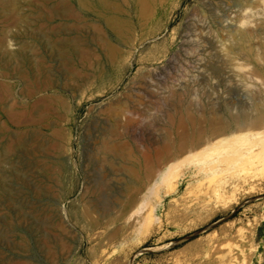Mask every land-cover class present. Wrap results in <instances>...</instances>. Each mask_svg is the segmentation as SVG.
Instances as JSON below:
<instances>
[{
	"label": "rangeland",
	"instance_id": "374dc122",
	"mask_svg": "<svg viewBox=\"0 0 264 264\" xmlns=\"http://www.w3.org/2000/svg\"><path fill=\"white\" fill-rule=\"evenodd\" d=\"M21 1L20 30L0 1V54L20 52L0 71V264H264V0H123L113 18ZM65 37L82 39L67 57L43 43ZM240 116L245 136L192 158ZM171 156L178 187L129 208Z\"/></svg>",
	"mask_w": 264,
	"mask_h": 264
},
{
	"label": "bare ground",
	"instance_id": "6f19581e",
	"mask_svg": "<svg viewBox=\"0 0 264 264\" xmlns=\"http://www.w3.org/2000/svg\"><path fill=\"white\" fill-rule=\"evenodd\" d=\"M1 2H2V5H3V8H1L2 9V11H3V13L5 12L6 14H9L8 12L10 11V10H13L14 11V13L16 14V16H17V18H15V20H16V25H17V28H19V30H20V28L21 27H25V26H23L24 25V23H25V19H26V15L28 14V16H29V14L30 13H32L33 11H35V6L34 5H31V6H34V8H30V10H29V13L27 12V13H25L24 12V10H23V2L21 1V0H12V2L10 3L9 2V0H0ZM131 2H132V4H133V7L135 8V10H136V14L137 15H142V14H146V5L144 6L143 4V0H130ZM144 1H146V0H144ZM147 1H149V3H150V6L152 5V4H154L157 0H147ZM35 2V1H34ZM49 2V1H48ZM57 2V1H56ZM58 2H59V0H58ZM76 2H78L79 3V5H80V8L81 9H83V10H86V11H93L94 13H95V15L96 16H99V17H106V16H108V17H116V16H118L120 13H121V11H122V8L120 7V5H122V3H123V0H76ZM161 2V1H160ZM162 2H163V0H162ZM67 3H68V1H67ZM149 3H148V5H149ZM62 4H63V2H62ZM69 4V3H68ZM124 4V3H123ZM147 4V3H146ZM43 5V4H42ZM49 5V4H48ZM56 5H58L57 3H56ZM55 5V6H56ZM71 5V4H70ZM72 6V5H71ZM64 7V6H63ZM66 7H67V5H66ZM75 7V6H74ZM148 7V6H147ZM152 7V6H151ZM50 8V7H49ZM72 8V7H71ZM76 8V7H75ZM150 8V7H149ZM46 9H47V7H46ZM51 9V8H50ZM40 11L41 10H39V13H40ZM50 11V10H49ZM55 11V10H54ZM57 11V10H56ZM72 11V10H71ZM77 11V10H76ZM76 11L74 12V13H76ZM12 11H10V13H11ZM66 12V11H65ZM68 12V11H67ZM81 12V11H80ZM56 13V12H55ZM77 13H79V11L77 12ZM5 14V15H6ZM33 14V13H32ZM41 14V13H40ZM71 14V13H70ZM12 15H14V14H12ZM31 15V14H30ZM49 15V14H48ZM65 15V14H64ZM75 15V14H74ZM15 16V15H14ZM15 16V17H16ZM77 16V15H76ZM53 17V16H52ZM65 17V16H64ZM67 17V16H66ZM8 18V17H7ZM53 18H55V17H53ZM14 19V18H13ZM51 19V18H50ZM27 20H28V18H27ZM68 22V21H67ZM43 23V22H42ZM63 23V22H62ZM48 24V23H47ZM41 26L43 25V24H40ZM55 26V25H54ZM43 27V26H42ZM34 28V27H33ZM52 28V27H51ZM66 28V27H65ZM118 29V31H119V33H120V39L121 40H126L127 38H128V33H129V29H126V30H124L122 27H119V28H117ZM9 30V29H8ZM67 31V30H66ZM20 32V31H19ZM26 32V31H25ZM0 33H2V35L4 36H2L3 38H5L6 36H9L8 34H7V31H6V29H2V31L0 32ZM15 35H17V34H15ZM24 35V34H23ZM77 35V34H76ZM62 36V35H61ZM60 36V37H61ZM10 37H12V35H10ZM59 37V36H58ZM76 37V36H75ZM52 38H54L53 37V35H52ZM51 38V39H52ZM57 38V37H56ZM66 38V37H65ZM64 38V39H65ZM55 40V39H54ZM60 40V39H59ZM62 40V39H61ZM66 40L67 41H64L63 43H64V46H63V49L61 50V48L62 47H59V48H57L58 46H55V45H53V44H55L56 42H57V45H62V43L61 44H59L58 42V40L55 42L54 41V43L51 41V40H45L43 43L44 44H50V53L51 54H54V53H58V54H60V53H62V56H64L65 57V55H66V57H67V55L69 56V53L71 54L72 52H74L75 50H76V48L79 46L78 45V43H81V42H79L80 40H82V39H80V38H78L77 37V39H71V40H69L68 41V39L66 38ZM8 41H10V40H8ZM51 41V42H50ZM62 42V41H61ZM18 43V42H17ZM26 44V43H25ZM9 45H11V43L9 44ZM24 45V44H23ZM18 46V45H17ZM82 46V45H81ZM103 46V45H102ZM106 46V45H105ZM109 46H111V45H109ZM108 46V47H109ZM7 47V46H6ZM19 47H21V45L19 46ZM26 47H27V45H26ZM48 47H49V45H48ZM83 47V46H82ZM9 48V47H8ZM5 49V48H4ZM12 49H13V47H12ZM22 49V48H21ZM49 49V48H48ZM48 49H47V51H48ZM60 49V50H59ZM78 49V48H77ZM107 49V48H106ZM111 54L113 55V56H115V53L117 52V50L114 48V46L112 45L111 46ZM112 49H113V51H114V49H115V51L114 52H112ZM78 51H79V49H78ZM96 51H97V49H96ZM3 52H4V50H3ZM60 52V53H59ZM76 52V51H75ZM106 53V52H105ZM107 53H108V51H107ZM19 54H20V52H19V50L18 51H16L15 49L13 50V51H11L10 49H9V51H7L6 52V55L8 56V58L10 57V60H12V58H13V60H15L18 56H19ZM21 54H22V52H21ZM73 54V53H72ZM110 54V55H111ZM118 54V53H117ZM116 54V57L118 56ZM3 55H5V54H3ZM27 55V54H26ZM61 55V54H60ZM109 55V56H110ZM112 55L110 56V57H112ZM6 56V57H7ZM16 57V58H15ZM7 58V59H8ZM15 58V59H14ZM19 58V57H18ZM20 59V58H19ZM22 59V58H21ZM69 59V58H68ZM23 62H25V63H30V58L29 57H27V56H24L23 57ZM67 60V59H66ZM32 62V61H31ZM41 62V61H40ZM45 62V61H44ZM24 63V64H25ZM42 63V62H41ZM83 63V62H82ZM5 64H6V62H5ZM17 64V63H16ZM43 64V63H42ZM6 66H8L7 64H6ZM16 66V65H15ZM44 65H42V67H43ZM49 66V65H48ZM47 66V67H48ZM46 67V66H45ZM74 67V66H73ZM19 68V67H18ZM12 69H13V67H12ZM37 69V68H36ZM40 69V68H39ZM28 70V69H27ZM46 70V69H45ZM29 72V71H28ZM46 72V71H45ZM51 72V71H50ZM10 73V72H9ZM36 73V72H35ZM28 76V75H27ZM36 76V75H35ZM87 80V79H86ZM13 109V108H12ZM19 110V109H18ZM14 112V111H13ZM19 112V111H18ZM9 113V112H8ZM10 115V114H9ZM11 116V115H10ZM13 116H15V115H13ZM243 120H244V118L242 117V116H240V117H238V119H237V121L238 122H240V123H238V124H240L238 127H235L234 129H232V130H230L229 132H232V133H230L229 135H227V136H224V137H220V138H217V139H214V140H210V141H208L205 145H202V147H200L197 151H195V152H193V153H191V156H192V158L193 159H195V160H197L198 161V157H200L202 154H206V153H209L210 151H212L213 149H214V151L215 152H217V150H215L216 148H219L218 146L219 145H222V144H224L225 145V143H231V145H233L232 144V142H234V141H236V139L238 138V137H243V136H245L246 134H247V132H238L239 130L240 131H243L244 129H245V124H243ZM256 124V123H255ZM261 124V123H260ZM258 125L259 124H257V125H252L251 124V126L252 127H257L258 128ZM248 126L246 125V128H247ZM248 129H250V126L248 127ZM247 129V130H248ZM254 129V128H253ZM252 130V129H251ZM245 131V130H244ZM251 134H253V135H255V136H264L263 134H264V131H252V133ZM242 142V141H241ZM250 145V144H249ZM108 146V145H107ZM230 146V145H229ZM240 146V145H239ZM253 146V145H252ZM226 147V146H225ZM250 147V148H249ZM247 146V149H245V150H241V149H238L237 151L238 152H240V153H250V151L252 152V153H257L259 150H261V148H260V146L259 147H257V148H253V147H251V146ZM256 147V146H255ZM110 148V147H109ZM108 148V149H109ZM220 148H222V150H223V147H220ZM246 148V147H245ZM221 150V151H222ZM239 150H241V151H239ZM194 151V150H193ZM107 152V151H106ZM213 152V151H212ZM182 154V153H181ZM213 154V153H212ZM178 156H181V155H178ZM249 156V155H248ZM172 157V156H171ZM179 159L177 160L176 159V157H172V158H170L163 166H159V167H161V168H159V169H157L158 167H155V168H153V169H151L149 172V175L143 180V181H141V180H139V178H137V176L139 177V176H142V175H140L138 172V165L137 164H133L132 165V167L130 168V167H128L127 169V171H129V173L131 174V176H132V178L134 179L132 182H134L135 180H139L140 182L138 183H136V186L135 187H137V189L135 190V192H134V194L131 196V198L129 199L130 200V203H129V208H130V206L131 205H134V204H138L139 203V201H140V199H141V195L142 194H140V192H142V190H144V187L145 186H147L148 187V189L149 190H154L158 185H160L162 182L164 183H166V185L168 186L167 187V191H168V193H170L171 191L173 192V190H175L177 187H178V185H179V182H180V180H181V178H182V176H184L185 175V170L183 169V167H185V166H187L189 163H187V159L186 158H180V157H178ZM191 158V157H190ZM119 161V160H118ZM200 161V160H199ZM109 163V162H108ZM192 164H194V163H192ZM141 165V164H140ZM122 166H123V164H122ZM123 167H125V166H123ZM127 167V166H126ZM141 167V166H140ZM143 167V166H142ZM142 167H141V170H142ZM121 169H122V167H121ZM140 169V168H139ZM148 170V169H147ZM178 170H180V173H179V171ZM126 171V172H127ZM178 171V173H176L177 175L179 174V176H178V178L176 179V180H174V181H172L171 180V178H173V177H176V175H172L173 177H171L170 179H169V177L171 176L170 174L171 173H173V172H177ZM142 172V171H141ZM155 173V174H154ZM153 174H154V177H152L151 178V175L153 176ZM130 176V175H129ZM186 176V175H185ZM141 179V178H140ZM143 179V178H142ZM137 180V181H138ZM130 196V195H129ZM136 206V205H135ZM125 207V206H124ZM128 208V207H127ZM154 208H155V206H153V207H150V210L148 211V214H144L145 216H144V219H143V226H144V228L145 229H147L149 226H150V224H151V222H152V212H153V210H154ZM131 211V210H130ZM129 212V211H128ZM126 213H127V211H126ZM125 214V213H124ZM128 215V214H127ZM134 226V225H133Z\"/></svg>",
	"mask_w": 264,
	"mask_h": 264
},
{
	"label": "crops",
	"instance_id": "0c3cea01",
	"mask_svg": "<svg viewBox=\"0 0 264 264\" xmlns=\"http://www.w3.org/2000/svg\"><path fill=\"white\" fill-rule=\"evenodd\" d=\"M4 39H6V38H4ZM4 39L1 41L0 40V50L1 51H3V48H5L4 46H5V41H4ZM5 57V58H4ZM6 56H4L3 55V53L2 54H0V71H7L6 70V67H5V61H6ZM4 59V60H3Z\"/></svg>",
	"mask_w": 264,
	"mask_h": 264
}]
</instances>
